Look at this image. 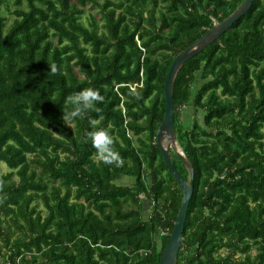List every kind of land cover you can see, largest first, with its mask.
Wrapping results in <instances>:
<instances>
[{
    "label": "trees",
    "instance_id": "1",
    "mask_svg": "<svg viewBox=\"0 0 264 264\" xmlns=\"http://www.w3.org/2000/svg\"><path fill=\"white\" fill-rule=\"evenodd\" d=\"M12 1L9 23L0 13V263L160 264L183 198L157 144L167 75L244 0ZM88 1L101 23L83 21ZM87 87L103 100L67 124L66 97ZM174 107L195 168L178 264H264V0L184 64ZM90 119L119 163L86 139Z\"/></svg>",
    "mask_w": 264,
    "mask_h": 264
},
{
    "label": "water",
    "instance_id": "2",
    "mask_svg": "<svg viewBox=\"0 0 264 264\" xmlns=\"http://www.w3.org/2000/svg\"><path fill=\"white\" fill-rule=\"evenodd\" d=\"M255 1L244 0L229 16L217 22L208 32L178 53L170 66L165 82L166 112L164 120L159 127L157 144L161 149L165 163L170 168L176 182L182 190L183 198L160 264H178L179 252L184 238V229L195 185V168L177 141L174 118V86L176 78L186 62L198 55L228 31L234 23L249 11ZM172 153L179 157L186 166L188 179L182 175L175 165L172 159Z\"/></svg>",
    "mask_w": 264,
    "mask_h": 264
},
{
    "label": "clouds",
    "instance_id": "3",
    "mask_svg": "<svg viewBox=\"0 0 264 264\" xmlns=\"http://www.w3.org/2000/svg\"><path fill=\"white\" fill-rule=\"evenodd\" d=\"M51 70L55 71V69ZM103 96L98 90L92 87H87L77 92H74L66 97V103L73 105L69 112L64 111L63 120L67 123L68 119L83 118L97 101H102ZM99 111V108L95 109ZM68 124V123H67ZM91 128L86 133V139L90 140L93 147L97 150V155L105 164L119 163V153L114 150V139L111 133L104 127L97 126L96 119H90Z\"/></svg>",
    "mask_w": 264,
    "mask_h": 264
},
{
    "label": "rangeland",
    "instance_id": "4",
    "mask_svg": "<svg viewBox=\"0 0 264 264\" xmlns=\"http://www.w3.org/2000/svg\"><path fill=\"white\" fill-rule=\"evenodd\" d=\"M85 14L83 16V21L85 22V20L87 19V17L89 18V15L91 17V15H95L97 17V19L100 18V14L98 13L99 11V7L97 6H92L91 2H87L85 5ZM14 9V3L12 0H6V3L1 4L0 6V13L3 15H6L9 19L8 23L12 20V14H11V10ZM100 21V19H99ZM101 23V21H100ZM195 117V114L193 112L192 108H188L186 113H185V118L187 121H193V118ZM198 119L200 121L201 124H203L204 121V113L200 112ZM4 169H6V167H4ZM121 183L123 184H132V179L126 178L124 180L121 181ZM145 204V209L147 210L146 212V216H148V211L151 209V203L149 200H145L144 201ZM253 253H255V250H253Z\"/></svg>",
    "mask_w": 264,
    "mask_h": 264
},
{
    "label": "built area",
    "instance_id": "5",
    "mask_svg": "<svg viewBox=\"0 0 264 264\" xmlns=\"http://www.w3.org/2000/svg\"><path fill=\"white\" fill-rule=\"evenodd\" d=\"M162 234L166 235L167 232L166 231H163ZM0 264H7V263H0Z\"/></svg>",
    "mask_w": 264,
    "mask_h": 264
}]
</instances>
